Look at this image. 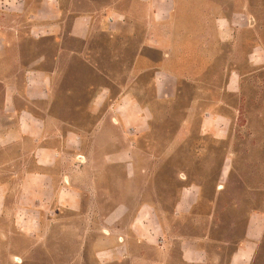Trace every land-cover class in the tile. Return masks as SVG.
Returning <instances> with one entry per match:
<instances>
[{
  "label": "crops",
  "instance_id": "1",
  "mask_svg": "<svg viewBox=\"0 0 264 264\" xmlns=\"http://www.w3.org/2000/svg\"><path fill=\"white\" fill-rule=\"evenodd\" d=\"M2 1L4 15L29 23L36 38L53 37L59 18L68 17V37L80 43L68 52L74 62L82 55L92 79L84 87L86 109L68 115L82 117L89 135L147 130L180 139L192 135L201 141L194 148L201 153L193 157L187 152L192 143L185 141L179 161L200 166L192 160L211 156L216 189L228 160L222 158L220 171L218 150L228 151L225 136L237 126L241 104L248 106L240 128L264 134V110L251 109L252 103L264 102V80L254 77L264 69V43L263 28L249 12L253 0ZM40 60L30 63L19 86L18 93L32 106L44 104L57 69L46 70ZM240 65L244 74L237 72ZM0 83V264H206L188 239L178 244V254L173 243L165 244L154 204L132 208L114 200L116 190L104 186L96 190L99 200L92 208L91 193H82L70 173V166L81 169L88 161L78 154L77 132L62 125L56 110L40 114L24 106L10 111L11 81ZM79 86V81L67 85L70 94ZM107 101L106 111L115 112L111 126L103 123L101 108ZM128 166L125 162V172ZM182 177L166 175L164 183L184 182ZM193 189L200 197L199 186H180L172 216ZM253 215L264 221L263 214ZM251 217L226 264L264 262V250L255 262L257 242L246 238Z\"/></svg>",
  "mask_w": 264,
  "mask_h": 264
},
{
  "label": "rangeland",
  "instance_id": "2",
  "mask_svg": "<svg viewBox=\"0 0 264 264\" xmlns=\"http://www.w3.org/2000/svg\"><path fill=\"white\" fill-rule=\"evenodd\" d=\"M263 3L264 0H253L249 12L263 28L261 41L264 43ZM3 10V1L0 0V81H11L9 91L14 94V103L10 100L8 109L19 110L28 106L40 114L56 110L62 125L77 132L78 139L75 142L79 147L78 154L87 155L88 161L81 169L70 166V173L82 193H91L88 204L92 208L99 200L95 195L96 190L104 186L116 190L114 200L128 202L132 208L143 203L154 204L158 207L160 226L165 232V244L166 241L173 243V253L178 254V244L188 239L192 241L191 247L203 252L206 264H226L235 246L243 240L248 218L252 215L246 238L257 242L255 262L261 258L264 250V221L253 214L261 213L264 216V148H259L264 134L247 133L240 128L245 122L242 114L248 106L246 103L240 105L237 126L225 136V142L229 144L228 151L225 148L218 150L220 171L222 158L228 156V160L222 175H219V185L214 189V165L211 163L215 160L211 156L205 161L192 160L193 163H202L200 166H184L179 161V149L185 141L192 143L188 153L193 157L200 155L201 151L194 149L200 144L197 145L198 140L192 135H183L180 139L174 133H153L152 130L124 134L114 131L94 135L86 133L82 127L84 119L68 115L86 109L88 103L82 100L84 87L92 81L90 68L88 64L84 66L82 55L75 58L74 62L68 52L74 46H80V43L76 44L68 37V17L59 18L60 25L53 29V37L36 38L38 34L29 33V23L19 17L4 15ZM239 56L236 54L237 60ZM39 57V66L45 65L48 71L52 67L57 69L44 104L32 106L18 92L30 63ZM240 66L237 72L244 74L246 71ZM254 77L264 80V69L254 74ZM69 81L80 82L77 94H70L67 87ZM1 95L0 83V101ZM110 104L111 101H107L101 108L106 112L103 123L107 126L113 125L115 115L113 110L106 111ZM253 106L255 108L251 109L254 111L264 110V102L259 107L258 103H252ZM257 122L254 120L255 124ZM216 138L222 139L220 136ZM129 142H133V145H128ZM205 144L213 145L210 141H205ZM116 153V157H110ZM105 155L109 157L106 166L103 162ZM125 162L129 164L126 172L123 168ZM180 173L186 176L181 178L184 182L164 183L166 175L175 179ZM189 185L199 186L200 197L196 189L186 193L181 197L180 212L172 216L169 210L176 200L177 190L180 186ZM251 249L253 255V247Z\"/></svg>",
  "mask_w": 264,
  "mask_h": 264
},
{
  "label": "built area",
  "instance_id": "3",
  "mask_svg": "<svg viewBox=\"0 0 264 264\" xmlns=\"http://www.w3.org/2000/svg\"><path fill=\"white\" fill-rule=\"evenodd\" d=\"M122 21V19H120Z\"/></svg>",
  "mask_w": 264,
  "mask_h": 264
}]
</instances>
